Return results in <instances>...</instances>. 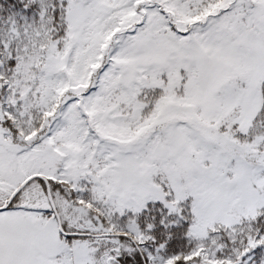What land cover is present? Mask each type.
<instances>
[{"label":"snow or ice","instance_id":"6c2138e0","mask_svg":"<svg viewBox=\"0 0 264 264\" xmlns=\"http://www.w3.org/2000/svg\"><path fill=\"white\" fill-rule=\"evenodd\" d=\"M0 264H264V0H0Z\"/></svg>","mask_w":264,"mask_h":264}]
</instances>
